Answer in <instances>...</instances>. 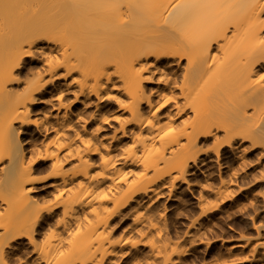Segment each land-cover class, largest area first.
<instances>
[{
    "label": "bare ground",
    "instance_id": "bare-ground-1",
    "mask_svg": "<svg viewBox=\"0 0 264 264\" xmlns=\"http://www.w3.org/2000/svg\"><path fill=\"white\" fill-rule=\"evenodd\" d=\"M261 180L264 0H0V264H264Z\"/></svg>",
    "mask_w": 264,
    "mask_h": 264
},
{
    "label": "rangeland",
    "instance_id": "rangeland-1",
    "mask_svg": "<svg viewBox=\"0 0 264 264\" xmlns=\"http://www.w3.org/2000/svg\"><path fill=\"white\" fill-rule=\"evenodd\" d=\"M253 158H249V161H253ZM263 162V160L261 161ZM42 167V166H41ZM259 170V168H256L253 171V174ZM253 193L251 195L254 197L252 202L253 204H256V207H261L262 201L264 200V181L261 180L258 182L257 185H255L252 188ZM246 203L245 198L242 194L236 195L233 199V201L227 202L225 205V209L229 211H233V215L231 217V223L233 222L237 223L235 224L236 233H229L226 234V236L231 235L233 238H237L239 234L244 235L245 237L253 238L255 237V232L251 230V224L246 220L247 218L253 217V211L251 207L246 208L242 212H238L237 209L233 206V203ZM233 209V210H232ZM186 210H190V208H187ZM172 215V212L169 213ZM255 225H264V214L259 210L257 216L254 217ZM221 225V224H220ZM225 232H227V229L223 228ZM223 247L220 245L219 242L211 243L208 247H200L198 251L193 253L192 255L188 256V264H210L217 260L221 255H223ZM242 256V255H237ZM246 264V263H242Z\"/></svg>",
    "mask_w": 264,
    "mask_h": 264
}]
</instances>
